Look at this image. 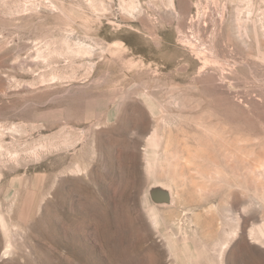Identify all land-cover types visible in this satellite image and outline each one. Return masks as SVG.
Instances as JSON below:
<instances>
[{
    "label": "rangeland",
    "instance_id": "obj_1",
    "mask_svg": "<svg viewBox=\"0 0 264 264\" xmlns=\"http://www.w3.org/2000/svg\"><path fill=\"white\" fill-rule=\"evenodd\" d=\"M0 264H264V0H0Z\"/></svg>",
    "mask_w": 264,
    "mask_h": 264
},
{
    "label": "bare ground",
    "instance_id": "obj_2",
    "mask_svg": "<svg viewBox=\"0 0 264 264\" xmlns=\"http://www.w3.org/2000/svg\"><path fill=\"white\" fill-rule=\"evenodd\" d=\"M160 189V188H159ZM161 191H163L162 189H160ZM170 193L168 192V191H163V193H162V199H161V201L165 204V205H167V203H171V202H173V201H171L170 202V199H172V198H170ZM172 204V203H171ZM150 212H151V218H152V220L154 221V224L155 225H157V223H158V219H157V215H156V212H155V210L154 209H151L150 210Z\"/></svg>",
    "mask_w": 264,
    "mask_h": 264
}]
</instances>
